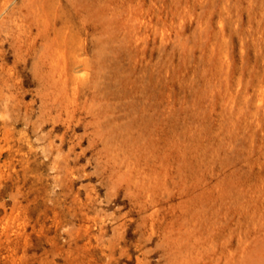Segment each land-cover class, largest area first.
Wrapping results in <instances>:
<instances>
[{
	"label": "rangeland",
	"instance_id": "1",
	"mask_svg": "<svg viewBox=\"0 0 264 264\" xmlns=\"http://www.w3.org/2000/svg\"><path fill=\"white\" fill-rule=\"evenodd\" d=\"M0 264H264V0H0Z\"/></svg>",
	"mask_w": 264,
	"mask_h": 264
},
{
	"label": "bare ground",
	"instance_id": "2",
	"mask_svg": "<svg viewBox=\"0 0 264 264\" xmlns=\"http://www.w3.org/2000/svg\"><path fill=\"white\" fill-rule=\"evenodd\" d=\"M100 111H101V110H100ZM102 111H103V110H102ZM97 112H98V111H97ZM97 112H96V113H97ZM94 115H95V114H94ZM97 115H99V114H97ZM105 115H106V114H105ZM99 117L101 118L102 116L100 115V116H98V118H99ZM100 118H99V119H100ZM100 121H101V120H100ZM97 122H98V123H101V125H102V123H103V121L99 122V120H98Z\"/></svg>",
	"mask_w": 264,
	"mask_h": 264
}]
</instances>
